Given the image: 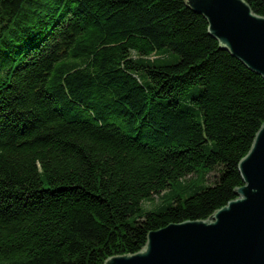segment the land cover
<instances>
[{
    "label": "trees",
    "instance_id": "obj_1",
    "mask_svg": "<svg viewBox=\"0 0 264 264\" xmlns=\"http://www.w3.org/2000/svg\"><path fill=\"white\" fill-rule=\"evenodd\" d=\"M263 125L264 79L185 0H0V264H104L209 219Z\"/></svg>",
    "mask_w": 264,
    "mask_h": 264
},
{
    "label": "water",
    "instance_id": "obj_2",
    "mask_svg": "<svg viewBox=\"0 0 264 264\" xmlns=\"http://www.w3.org/2000/svg\"><path fill=\"white\" fill-rule=\"evenodd\" d=\"M203 16L221 48L264 79V17L244 0H185ZM244 185L236 199L207 220L150 232L133 255L104 264H264V125L240 162Z\"/></svg>",
    "mask_w": 264,
    "mask_h": 264
}]
</instances>
